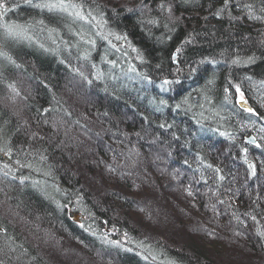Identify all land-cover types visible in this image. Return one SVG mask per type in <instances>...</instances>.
<instances>
[{"label":"trees","instance_id":"obj_1","mask_svg":"<svg viewBox=\"0 0 264 264\" xmlns=\"http://www.w3.org/2000/svg\"><path fill=\"white\" fill-rule=\"evenodd\" d=\"M70 1L134 51L56 0H0L24 42L0 40V264H69L67 241L85 264H264V0Z\"/></svg>","mask_w":264,"mask_h":264},{"label":"rangeland","instance_id":"obj_2","mask_svg":"<svg viewBox=\"0 0 264 264\" xmlns=\"http://www.w3.org/2000/svg\"><path fill=\"white\" fill-rule=\"evenodd\" d=\"M10 2L12 1V0H9ZM34 2V0H27V3L29 2V4L30 5H32L33 3H31V2ZM60 5H61V3H60V0H56ZM119 0H94V2L93 3H95L96 5H97V3H99V2H101L102 3V5H105V6H107V7H105V9H107V11L109 12V14H111L112 15V18H116V16H115V13L114 12H118V8H114L115 6H118V7H121L120 9L122 10V11H125V10H127L128 8V10L127 11H130V12H132V10H133V13L132 14H134V13H136V14H134V15H137V14H147V15H145L144 17L146 18V17H149V16H151V14H152V12L150 11V7H149V5L148 4H150V1L149 0H142L141 1V3H140V1L138 0V1H136V0H131V1H128V0H121V2H120V4L119 5H116V4H118L117 2H118ZM152 1V0H151ZM14 2V1H13ZM22 2V1H21ZM64 2H66V4H64ZM125 2V3H124ZM5 3H7V2H5ZM5 3H0V4H2L3 5V7H0V11H1V13H0V15H2V13L5 11ZM35 4H38V3H36V2H34ZM67 4H72L71 3V1L70 0H63V4L62 5H65V14H69V15H71V17H73V18H75L76 20H79V22L81 23V24H83L82 26H84V28L86 27V22H87V20H90V25L92 26H90V27H87L86 29L88 30H85V29H81L80 30V32H79V34H81L82 33V36L83 37H87V38H89V39H91V40H94L95 39V36H93V34H95V35H97V36H100V38L101 37H103V38H105V40L107 41V45L109 46V45H111V46H113V49H116L117 50V52L119 53V54H121V56H123V55H126L127 53H129L130 52V54H132L133 53V51H134V49H132L131 48V46L129 45V43H128V40L127 39H123V36L125 35V34H123V32H121L120 31V29H118L117 27H116V25L115 24H113L112 25V23H109L108 21H103L102 20V16H97L96 14H92V16H89L88 17V15L90 14H88V13H86L85 11H82V10H80V9H78V11L77 10H75V11H70L69 12V10H68V6H70V5H67ZM100 4V3H99ZM7 5H9V7H10V9L9 10H11L13 7V4L11 3V5L10 4H8L7 3ZM38 6H39V4H38ZM71 6H74V5H71ZM154 6H156V7H154V11L155 12H159V10H161V8L163 7V6H160L159 5V3H155L154 4ZM9 7H7V8H9ZM12 7V8H11ZM75 7V6H74ZM132 7H133V9H132ZM6 8V9H7ZM113 8V9H112ZM14 9V8H13ZM4 10V11H3ZM13 11V10H12ZM120 11V10H119ZM7 12V11H6ZM168 12V11H167ZM127 13V12H126ZM154 14V13H153ZM5 16H9V15H5ZM2 16H0V18H1ZM6 18V17H5ZM11 18H13L12 16H11ZM13 20H15L14 18H13ZM147 20H149V19H147ZM153 19H151V21H152ZM113 21V20H112ZM150 21V22H151ZM10 25H11V23H9ZM85 24V25H84ZM4 25H6V27L9 29V28H11V29H13L14 30V32L13 31H11V32H8V31H4V33H0V38H1V42L3 43V42H6V40H11V41H13L14 39H16L17 40V42H19V44L21 45V46H23V44H24V42L23 41H21V40H18V38H17V35L19 36V30H15L14 28H16V29H18L17 27H14V26H12L11 25V27L10 26H8L7 25V23L5 22L4 23ZM3 28V27H2ZM90 31V32H89ZM9 33L10 34H12L13 36H11V35H9ZM84 33H86V36H85V34ZM20 38V37H19ZM20 39H22V38H20ZM116 41V42H115ZM27 45V44H26ZM25 45V46H26ZM28 46V45H27ZM107 46V47H108ZM179 49V48H178ZM4 50H6V51H8L9 50V47L8 46H4V49H3V51ZM101 52H103V49H101ZM2 54L0 53V56H1ZM3 57V56H2ZM103 57V56H102ZM173 57H174V59H176L177 60V58H178V55H177V50H176V53L173 55ZM7 61H9V58H4V59H2V58H0V65H2V68L0 69V70H3V72H5V68H6V64H7ZM231 61V60H230ZM230 61H228L229 63H234V62H230ZM93 75H94V72H93ZM236 95H237V100H239V94L236 92ZM244 100L246 101V99H245V97H244ZM246 104H247V101H246ZM249 106V105H248ZM241 108V107H240ZM243 109V108H242ZM246 109V108H245ZM244 109V110H245ZM247 109H249V108H247ZM251 135V134H250ZM250 135H248V136H246L245 138H248ZM255 140V139H254ZM246 143H248V144H251V145H254L255 143H252V142H246ZM1 149V148H0ZM6 153H3L2 151H0V168H1V170L2 171H4L6 174H9V173H11V168H10V166H7L6 164H5V162H6V160H4V158L6 159V158H8L6 155H5ZM4 160V161H3ZM65 210H69L68 208H66ZM68 212H70V211H68ZM80 216V215H79ZM79 216H78V214L76 213H71V219L72 220H74L75 222H80V220H79ZM80 219H81V217H80ZM171 224V223H170ZM165 225H168V224H165ZM153 231H157V229H153L152 230V232ZM103 234H104V236H109L110 234H113V231H108V230H106V229H103ZM116 234H117V236L118 237H121L120 239H121V241H124V242H118L117 240L118 239H115V238H113V240H112V242H114V244H116V245H123L124 246V244H125V242H127V240H131V238H128V236L125 234V233H122V232H117L116 231ZM117 236H114V237H116V238H118ZM133 240H135L134 238H132ZM66 246L68 247V250H66V252L64 253L65 255H68L69 257H68V260H70V262H69V264H85V262H83V259H81V255L80 254H83L84 256H87L88 257V254H87V249H86V247L84 246V245H82L80 242H68L67 241V243H66ZM206 249H210V250H213L214 248L211 246V245H207V248ZM78 252L80 253V254H78ZM143 258V257H142ZM149 259H151V260H155V259H159V255L157 254L156 255V251H151V252H149ZM158 261V260H157ZM170 264H172V263H170Z\"/></svg>","mask_w":264,"mask_h":264},{"label":"bare ground","instance_id":"obj_3","mask_svg":"<svg viewBox=\"0 0 264 264\" xmlns=\"http://www.w3.org/2000/svg\"><path fill=\"white\" fill-rule=\"evenodd\" d=\"M64 4H66V2H64ZM67 5H70V4H67ZM68 10H69V12H70V11H75V10H77V7H74V6H71V5H70V6H68ZM64 22H65V21H64ZM0 40H1V38H0ZM8 41H11V40L8 39ZM14 41H17V40L14 39L13 42H14ZM5 43H6V42H5ZM17 43L19 44V42H17ZM83 64H84V63H83ZM85 65H86V66H89L88 64H85ZM9 66H10V67H13L12 64H10ZM260 77H261V76H259V77H258V76H255V78L258 79V80H260ZM258 80H257L256 83H258ZM259 84H260V83H259ZM236 105L239 106V105H238V100H236ZM247 105H248V103H247ZM239 108H240V106H239ZM241 109H242V108H241ZM249 109L252 110V108H251L250 105H249ZM243 110H244V109H243ZM245 111H246V110H245ZM250 136H251L252 138H254V139H255V142H256V138L253 137V135H250ZM246 139H247V138H245V140H246ZM259 190H260V189H259ZM48 203H49L50 207L52 208L51 203H50V202H48Z\"/></svg>","mask_w":264,"mask_h":264},{"label":"snow or ice","instance_id":"obj_4","mask_svg":"<svg viewBox=\"0 0 264 264\" xmlns=\"http://www.w3.org/2000/svg\"><path fill=\"white\" fill-rule=\"evenodd\" d=\"M60 3L61 4H63V0H60ZM0 7H3V5L2 4H0ZM236 61H234V63H235ZM165 83H168V81H165ZM235 87V91L239 94V100H238V102L239 103H246V101L244 100V94H243V92L241 91V89H240V87L238 86V85H236V86H234ZM225 91L227 92L228 91V89L226 88L225 89ZM161 103H163V101H161ZM246 111H248V112H251L252 110L251 109H245ZM253 114H255V113H253Z\"/></svg>","mask_w":264,"mask_h":264},{"label":"water","instance_id":"obj_5","mask_svg":"<svg viewBox=\"0 0 264 264\" xmlns=\"http://www.w3.org/2000/svg\"><path fill=\"white\" fill-rule=\"evenodd\" d=\"M238 105L241 107V108H243V109H245V108H249V106L246 104V103H239L238 102ZM252 142V143H255V140H254V138H252L251 136H249L247 139H246V142Z\"/></svg>","mask_w":264,"mask_h":264}]
</instances>
